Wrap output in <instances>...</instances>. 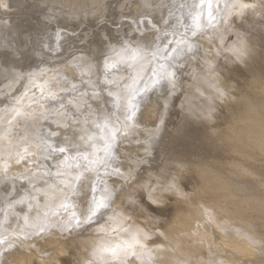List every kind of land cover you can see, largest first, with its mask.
I'll list each match as a JSON object with an SVG mask.
<instances>
[{"label":"clouds","instance_id":"1","mask_svg":"<svg viewBox=\"0 0 264 264\" xmlns=\"http://www.w3.org/2000/svg\"><path fill=\"white\" fill-rule=\"evenodd\" d=\"M234 2L212 0V20L205 16L203 30L194 37L189 34L195 45L193 51L186 52L171 65L175 72L174 83L165 82L148 93L135 136L129 138L130 143H121L119 158L113 162L120 173L103 176L100 169L102 179L111 190V200L90 221H85L91 201L89 185L94 183L95 175L85 173L79 186L61 184L55 175L58 160H44L35 133L47 135L50 130L58 131L61 141L67 135L80 150H85L87 145L80 139L85 134L84 129L94 131L92 122L114 111L108 89L117 90L134 74L132 68L121 65L107 74V78H115L118 85L105 84V61L114 48L125 43L135 46L140 42L149 46L155 39L151 34L153 29L141 31L136 27L124 32L117 25L113 30L112 10L119 5L122 14L134 11L145 18L161 15L162 28L156 31L160 39L155 42L163 43L170 37L164 35L166 31L171 32L173 28L183 31L177 26L180 15L171 19L163 16L164 10L175 6L177 0H40L47 6V12L41 16L44 25L26 42V47L35 51L40 63L46 66L31 72L43 71L41 79L57 78V87L62 90L56 101L40 109L48 113L47 119L21 118L10 122L11 112L5 111L4 104L0 107V189L5 185H11L12 189L0 199V214L7 210L6 201L15 195L20 184H27L26 189H20L23 194L28 191L33 195L54 185L53 204L65 198L70 200L74 205L70 211L80 216L81 223L63 228L61 221L67 217L61 210L53 217L56 226L45 235L16 241L12 248L0 246V264H89L97 242L117 235L108 232L113 217L117 216L123 218L127 226L150 231L153 239L160 237L165 251L157 258V264H207L209 260L238 264L213 240L206 238L201 243V238L192 235L193 216L186 210L195 209L197 217L205 224L199 212L202 206L215 210L217 222L228 228L223 231L228 239L239 238L232 231L235 228L251 233L258 240L264 236V0H248L254 7L242 15L238 14ZM193 3L194 0H184L186 5ZM7 7L8 0H0V8ZM183 10V23L188 24L187 8ZM204 10L207 11V5ZM53 22L63 27L49 34V25ZM64 28L71 31L65 32ZM70 35H75L85 47L67 41ZM89 40L93 43L89 44ZM241 40L247 49L238 57L231 50ZM5 63L9 61L6 59ZM27 73L18 68L0 71V102L15 103L29 87ZM16 74H24V79L14 84L4 82L5 75L14 77ZM74 80L86 87H77ZM93 87L97 96L92 95ZM216 89L222 90L223 95ZM82 93H87L83 97L87 103H81L77 109L69 101ZM57 110L66 115L58 117ZM57 120H63L67 127L58 126ZM145 128L159 129L150 143H145ZM194 128L202 129L203 134L194 137L190 131ZM179 141L188 144L189 150L177 148ZM26 143L34 154L27 165L16 160V152ZM225 144L236 148L242 157L241 163L251 171L247 175L230 174L227 177L232 189L230 196L221 200L213 178L220 172L215 164L216 152ZM125 145L129 146L127 150ZM133 145L135 147H131ZM256 163L260 165L258 180ZM38 164L48 166V175H35ZM37 202L43 204L44 201ZM33 207L35 215L39 209ZM253 208L260 214L259 223L249 214ZM22 216L18 213L15 226L11 222L9 232L22 221ZM5 227L0 226V232ZM201 236L207 237V233ZM248 246L261 258L257 264H264L261 247L249 243Z\"/></svg>","mask_w":264,"mask_h":264},{"label":"snow or ice","instance_id":"2","mask_svg":"<svg viewBox=\"0 0 264 264\" xmlns=\"http://www.w3.org/2000/svg\"><path fill=\"white\" fill-rule=\"evenodd\" d=\"M207 5V11H205ZM234 7L238 8V14H243L245 11L254 7L248 0H235ZM181 10L187 8V15L190 18V23H183V11L177 20V26L182 29L178 32L175 28L171 32H165V36H170L171 39L163 43H156L159 36H155L152 44L145 46L137 42L135 46L125 43L119 48H114L112 54L104 63L105 84L118 85V81L114 78L109 80L107 74L113 72L121 65L128 66L134 70V74L129 77L128 81L122 86L117 87L113 91L108 89V95L111 97L112 107L114 111L106 113L102 119H97L92 122L94 131L84 129V135L80 139L87 145L85 150H80L79 146L72 143V138L65 135L63 141L59 139L58 131L50 130L47 135L43 132L35 133L38 140V148L47 161L49 158L58 160L55 175L60 178L59 182L66 187H71L73 184L79 186L81 180L84 179L85 173H93L95 175L94 183L89 185L91 193V201L88 207L85 221H90L101 209L106 208L108 201L111 200V190L105 180L102 179L100 169H103V176L110 174H119L120 169L114 166L113 162L118 157V146L122 142H131L129 138L134 137L136 130L142 122V108L146 103L148 93L163 85L174 83L175 72L172 71V63L186 52H192L195 45L189 38L196 36L203 30L204 25L202 19L207 16L209 21L212 20L213 13L212 0H194L192 5L181 3ZM174 16L172 11H169V17ZM149 25H152L153 31L155 27L152 21L140 20L137 24V30H143ZM143 26V27H142ZM57 40L60 39L57 35ZM247 49V45L243 40L238 45L232 48V52L236 56H242ZM211 69V65H210ZM83 71V70H82ZM90 71V69H88ZM147 74V75H146ZM43 71L27 73L28 86L21 93L12 105H8L7 101H2L0 104L5 105V111H10V122L14 120L24 119H47L48 113L40 111L46 109L48 102L56 101L58 93L62 90L57 87L59 81L55 77L41 79ZM24 74H16V76L5 75L3 77L6 83H15L16 80H23ZM92 84V81H88ZM73 89L76 85L72 86ZM214 87V85H213ZM17 92L20 89H16ZM219 95H223L222 90L216 89ZM30 92L38 93L32 95ZM16 95L15 92L12 93ZM87 93H82L80 97H72L70 104L79 109L81 103H87L83 99ZM93 96L98 93L93 87ZM63 108V105H61ZM58 117L66 115L60 110L56 111ZM87 124V120L84 121ZM57 125L67 127L63 120H57ZM158 128L147 129V139L145 143H150L158 133ZM71 145V147H70ZM34 155L31 152L29 145L26 143L21 150L16 152L17 163L27 165L29 157ZM7 167V164H5ZM35 175H48V166L41 167L39 164L34 170ZM54 185H49L47 188L40 189L36 195L25 191L23 195L16 192V195L11 196L6 201L7 210L0 214V226H7L0 232V246L6 245L9 248L15 246L16 241L27 240L29 236H43L50 232L56 225L53 223V217H56L63 210L66 214V219L61 221L63 228H68L72 225L78 226L81 223L80 216L75 211H70L74 205L70 200L65 198L58 203L53 204L56 199ZM33 190L37 186L32 185ZM7 191V189L5 190ZM38 200H43V204L38 203ZM39 209L33 215L34 206ZM18 213H22V221L17 223V227L8 231L11 228V222L18 219ZM201 216L205 224L215 225L218 230L228 231L225 225L217 222L216 212L213 208L202 206ZM200 225H197L192 235L199 233ZM102 232L106 231L101 229ZM235 235L242 240H246L249 245L261 247L264 251V236L259 240L247 231H242L235 228ZM110 233H117L115 237L111 235L108 238L100 239L91 252V260L89 264H157V258L165 251L164 244L160 237L153 239V234L143 227L127 226L121 217H113V224ZM164 234H161L163 236ZM11 237V238H9ZM206 236L201 237V243L204 242ZM207 264H224L223 260L207 261Z\"/></svg>","mask_w":264,"mask_h":264},{"label":"bare ground","instance_id":"3","mask_svg":"<svg viewBox=\"0 0 264 264\" xmlns=\"http://www.w3.org/2000/svg\"><path fill=\"white\" fill-rule=\"evenodd\" d=\"M38 1H39V5H38V3H37V5L39 6V8H41L43 10H47V7L45 5H42L40 3V0H38ZM181 3H184V0H177V3L175 4V6H172L169 9L164 10L163 16L169 17V11H172L174 13V16L180 15L181 12L184 11V10H181L179 8V5ZM21 7H22V2L20 0H8V7L7 8H0V34L4 33L2 37H4L6 34L11 36V38L13 36L17 37V35L14 34L15 33L14 31H16V30H17L16 33H18V27H16V26L19 25V23L22 22L23 19H25L24 15L26 17H29L28 12L21 10ZM117 7H118V9L117 8L115 9V11L117 10L116 13H121L119 10V5H117ZM174 16L169 17V18L171 19ZM122 19H124V21H121ZM119 20H117L118 21L117 23L112 22V25L114 27L113 30L116 29L117 25H119L120 28L124 32H128L130 29L136 28L137 24L139 23L140 20H145V21L150 20L153 22V24L155 25L156 28H162V17L159 14H157L155 18H153L152 16L145 18L143 16H138L134 11H126L122 14V16ZM112 21H114V20H112ZM20 27H21V25H20ZM148 29H153L152 25H149L147 28H144L143 30H148ZM68 31H71V29L67 28V31L65 30V32H68ZM77 31H78V29H77ZM151 34L153 35V37H155L157 35V33L154 31H152ZM136 35H139V32H137ZM169 39H171V37H169ZM67 41L74 42L80 48L85 47V45L79 44V40L77 39V37L75 35L68 36ZM15 42H16V40H15ZM11 44H12V40L10 43L9 38H3V41L0 40V52L4 51V52H7L9 55H11L12 54L11 51H14V54L11 57L12 58L11 61L8 60L9 63H5L2 65L1 60H0V71H3L5 68H18L20 72L26 73V72L34 71V70L38 69L39 67L46 66V65L40 63L39 57L37 55H35L36 54L35 52L32 55L31 59H29V57L22 56L18 60L17 57L20 56L21 52H19L18 50L15 52V48H14L15 46L12 47ZM13 44L16 45V43H13ZM89 44H91V40H89ZM28 51H30V49ZM35 56H37V57L34 59ZM32 59H34L33 62H31ZM73 83H76L77 87H81V88L86 87V85H83V86L80 85L77 80H74ZM61 95H63V93H61ZM2 106L3 105L0 104V107H2ZM190 131H191V134L193 136L197 137L198 131L195 130V128L191 129ZM176 146L183 147L181 144V141H179ZM124 147L126 150L129 148L128 145H125ZM131 147H135V146L133 145ZM119 150H120V146H118V152H119ZM218 152L221 153L220 156L218 155ZM241 159H242V157L239 154V152L236 150V148H234L233 146L228 145V144H225L224 146H222L220 148L219 151L216 152L215 164H216V167L218 169H220V172L213 179H214V183H215V186L217 188V191H218V197L221 200L230 196L232 189H231V185L227 181V177L230 174L240 173L243 175H247V173L251 171V169H249L246 165L241 163ZM255 167L257 169V172L255 173V175H256L257 180H258V177L260 174L259 163H256ZM26 188H27V184H20L17 191H19L20 195H23V192L20 189H26ZM6 189H7V191H5ZM11 191H12L11 185H5L4 189H0V199H3L4 197H6L8 195V193ZM15 195H16V193H15ZM254 204H255V201L253 200V205ZM186 211L193 216V222H192L193 231L196 230L197 225H200L199 233L197 235H195L196 238H198V239L201 238L202 237L201 234L206 232L207 233L206 238L213 240L215 242V244L219 245L224 250L225 253L229 254L231 257L236 259L238 261V264H244V263H242L243 261H249V262H251V264H257V262L253 261V259L259 258V256H257L255 253H253L252 249L248 246V243L246 240H242L240 238L228 239L225 237L223 231L218 230V233L222 237H221V240L219 242H216V240H214V238L212 236L213 235L212 229L216 228V226L210 225V224H202L201 219L197 217L195 209H187ZM199 212L201 213L202 209H199ZM249 214L254 215L256 221L258 223L260 222V220H261L260 214L254 208L252 211H250ZM12 224H13V226H15L14 220L12 221Z\"/></svg>","mask_w":264,"mask_h":264},{"label":"rangeland","instance_id":"4","mask_svg":"<svg viewBox=\"0 0 264 264\" xmlns=\"http://www.w3.org/2000/svg\"><path fill=\"white\" fill-rule=\"evenodd\" d=\"M20 1L22 2L21 10H24L25 12L27 11L29 17H26L24 15L25 19H23V21L20 22L19 25L16 26V27H18V33H16L17 32V30H16V31H14L15 32L14 34H16L17 37L13 36L11 38V36H9L8 34H6L4 37H2L3 34H4L3 33V34H0V40L3 41V38H9L10 39V43H11V40H12L11 46L12 47L15 46L14 47L15 48V52L17 50L19 52H21L19 58L22 57V56H25V57H29V59H31V57H32V55L34 54L35 51H33L31 49H30V51H28L29 48L26 47V42L29 41L32 37L35 36V34H36L38 29L43 28L44 21L41 20V16L44 13H46L47 10H43V9L39 8V6H38L39 5V1L38 0H20ZM37 3H38V5H37ZM116 8L118 9V7H116ZM115 9H113L112 13H111L112 20H114V21H112L113 23H117L118 22L117 20H119L121 18V16H122V13H116L117 10L115 11ZM121 21H124V19H122ZM20 25H21V27H20ZM58 27H63V25H57L55 22L51 23L49 25V29H50L49 34H54L57 31ZM112 29H114L113 25H112ZM65 30L67 31V28H64V31ZM15 40H16V42H15ZM13 43H16V45H14ZM92 43H93V41L91 40V44ZM11 52H12L11 55H9L7 52H4V51L0 52V60H1V64L2 65L5 64V60L6 59H7V61L8 60L11 61V59H12L11 57L14 54V51H11ZM36 57L37 56H35L34 59ZM34 59H32L31 62H33ZM195 130L198 131V132L196 131L198 133L197 137H199L200 135L203 134L202 129H195ZM194 137H196V136H194ZM181 144H182L183 147H178V146H176V147L183 148L186 151L189 150L190 146L188 144L184 143L183 141H181ZM218 155L220 156L221 153L218 152ZM212 230H213L212 231V234H213L212 236H213L214 240H216V242H219L221 240L222 236L218 233V229L213 228ZM260 259H261L260 257L259 258H255V259H253V261L258 262ZM242 263L251 264V262H249V261H243Z\"/></svg>","mask_w":264,"mask_h":264}]
</instances>
